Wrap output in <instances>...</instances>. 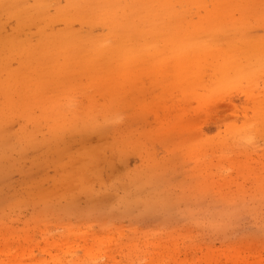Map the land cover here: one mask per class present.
<instances>
[{"label":"rangeland","instance_id":"rangeland-1","mask_svg":"<svg viewBox=\"0 0 264 264\" xmlns=\"http://www.w3.org/2000/svg\"><path fill=\"white\" fill-rule=\"evenodd\" d=\"M0 264H264V0H0Z\"/></svg>","mask_w":264,"mask_h":264}]
</instances>
